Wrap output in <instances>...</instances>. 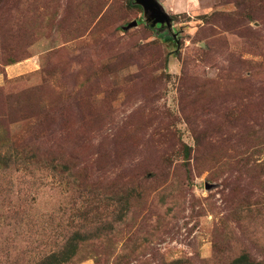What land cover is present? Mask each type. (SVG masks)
<instances>
[{
    "label": "rangeland",
    "instance_id": "rangeland-1",
    "mask_svg": "<svg viewBox=\"0 0 264 264\" xmlns=\"http://www.w3.org/2000/svg\"><path fill=\"white\" fill-rule=\"evenodd\" d=\"M158 1L0 0V264H264V0Z\"/></svg>",
    "mask_w": 264,
    "mask_h": 264
},
{
    "label": "trees",
    "instance_id": "trees-1",
    "mask_svg": "<svg viewBox=\"0 0 264 264\" xmlns=\"http://www.w3.org/2000/svg\"><path fill=\"white\" fill-rule=\"evenodd\" d=\"M77 241L75 239H71V240H66V241L62 242L63 248H61L62 252L60 253V255H55L52 251L51 253H49L45 257L44 263L62 264L64 262L70 260L73 257V255L75 254L74 250L77 248V246H74L73 250H70V247L72 246L71 244L74 243L75 245H78L79 241L78 242ZM67 247H69V248L65 250V248H67ZM230 264H260V262L251 261L250 258H248L246 255H242L238 258H235Z\"/></svg>",
    "mask_w": 264,
    "mask_h": 264
},
{
    "label": "water",
    "instance_id": "water-1",
    "mask_svg": "<svg viewBox=\"0 0 264 264\" xmlns=\"http://www.w3.org/2000/svg\"><path fill=\"white\" fill-rule=\"evenodd\" d=\"M135 2L144 7L153 25L161 24L170 26L171 17L158 0H135Z\"/></svg>",
    "mask_w": 264,
    "mask_h": 264
},
{
    "label": "crops",
    "instance_id": "crops-1",
    "mask_svg": "<svg viewBox=\"0 0 264 264\" xmlns=\"http://www.w3.org/2000/svg\"><path fill=\"white\" fill-rule=\"evenodd\" d=\"M5 71H6V75L8 77H11L17 75L21 71V68H19L17 64H12V65H8ZM4 80H5V75L0 73V85L4 82Z\"/></svg>",
    "mask_w": 264,
    "mask_h": 264
}]
</instances>
